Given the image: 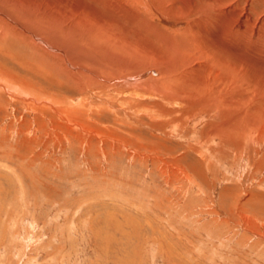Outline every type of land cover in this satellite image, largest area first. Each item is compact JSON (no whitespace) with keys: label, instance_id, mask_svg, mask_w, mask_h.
<instances>
[{"label":"rangeland","instance_id":"374dc122","mask_svg":"<svg viewBox=\"0 0 264 264\" xmlns=\"http://www.w3.org/2000/svg\"><path fill=\"white\" fill-rule=\"evenodd\" d=\"M97 2L0 0V264H264V130L180 116L179 45L153 37L212 0Z\"/></svg>","mask_w":264,"mask_h":264},{"label":"bare ground","instance_id":"6f19581e","mask_svg":"<svg viewBox=\"0 0 264 264\" xmlns=\"http://www.w3.org/2000/svg\"><path fill=\"white\" fill-rule=\"evenodd\" d=\"M97 1L102 2V3H104V2L108 3L107 2L108 0H96V2ZM210 2H208V4L212 5V7H214L212 9L213 13H211V15L208 13H204V15L197 18L196 21L190 22V24L187 26L185 31H180V32L178 31V33L175 34L174 36L166 37V38L164 37V35L163 36L159 35L158 32L155 33V35H153V37L156 38L157 40L159 39L160 42H164V43L167 42L168 45L177 43L179 45V48H180V55L178 56V57H180L179 58L180 59V73L177 72V74H171V72L169 71V67H168L167 71L165 72L166 73L165 74L166 75L165 81L168 84L169 83L171 84L174 80L180 81V84H179L180 85V96H179L180 100L179 101H180V108L183 107V109L180 110V116H181V113H183V112H186V113L188 112V114L195 113L196 110H194V108H196V106L199 104L201 105V104L205 103V106L207 105V107H213L214 105L219 103V104H223L224 106L226 105V107H228V109H227L228 112L223 117L221 115V118H222L221 120L223 122V125L224 126L226 125L228 127V129L231 128L232 130H234V131L237 130L239 132H242V131L250 132V131H253L255 129L254 126L257 125V127H258L261 125V128H259V131H263L264 130V24L261 23V24L257 25L255 23H251L250 20L247 18L245 13L243 14L242 12H236L235 9H230V6H228L226 8L224 6L225 3H223L224 4L223 6L225 9L221 8L220 10H216L218 8V4H220V0H212L213 4ZM97 3H95V4H97ZM102 3H100V5ZM48 6H49V4H48ZM4 7H3V9H4ZM95 7L96 6H94V8ZM124 7H126V6H124ZM25 8H28V7H25ZM35 8H37V7H35ZM14 9H15V7H14ZM41 12L42 11H40V13ZM127 12H126V10L124 11L123 8H118L119 16H121L122 18H125L128 21H129V19L132 20L133 18L131 19V15L127 14ZM41 14H40V16H42ZM82 14H84V13H82ZM96 14H97V12H96ZM121 17H120V19H121ZM108 18L112 19L111 17H108ZM3 19L5 20V18H3ZM0 23H3V21ZM12 23H14V22H12ZM66 26L68 27V25H66ZM48 27H50V26H48ZM26 33H29V32H26ZM67 34H69V33H67ZM75 34L76 33L74 32V36H76ZM33 39L35 40L36 37L33 36ZM26 40H27V38H26ZM75 41H77V40H75ZM64 44H63V46H66ZM160 45H162V44H160ZM50 48H52V47H50ZM71 48H73V47H71ZM179 48H178V50H179ZM49 51H50V49H49ZM62 56H64V55H62ZM172 56H175V55H172ZM195 58H197V60H202L203 62H200L197 66H193V63H191V62H192V60L195 61ZM75 64H76V62H75ZM77 64H79V63H77ZM169 65H171V64H169ZM32 68H34V67H32ZM151 73L156 74V71H153ZM8 77H12L11 74L8 75ZM81 77H82V75H81ZM6 79H7V76H5L2 73V71L0 70V80L7 82ZM136 79L139 81L148 80V78H146L144 76V73L137 74ZM150 81H151V79L149 81H147V82H149V85H148V83H147V85L149 86V88L152 91L155 89V87H154L155 84H151L152 82H150ZM154 83H155V81H154ZM137 85H139V83ZM160 95H161V93H160ZM167 98H169V97H167ZM190 98H191V101L188 102L187 100ZM45 102H47V101H45ZM219 104L217 106H219ZM202 106H204V105H202ZM204 108L206 109V107H203V109ZM223 108H225V107H223ZM37 110H38V108H37ZM191 110H193V111H191ZM218 110H220V109H218ZM150 112H151V110H150ZM215 112L217 113L218 111L216 110ZM61 116H62V114H61ZM62 118H63V116H62ZM44 119H42V120H44ZM211 126H212V124H211ZM228 129H227V131H228ZM208 138H210V137H208ZM241 140H243V139H241ZM247 140H248V138H247ZM234 146H236V144ZM235 150H237V149H235ZM223 152L224 151H222V153ZM231 152H232V150H231Z\"/></svg>","mask_w":264,"mask_h":264}]
</instances>
